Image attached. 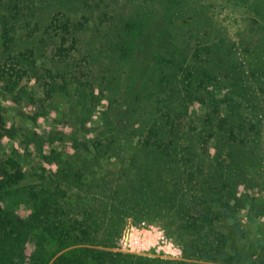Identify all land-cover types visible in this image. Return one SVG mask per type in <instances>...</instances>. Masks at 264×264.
I'll list each match as a JSON object with an SVG mask.
<instances>
[{"label": "trees", "instance_id": "obj_1", "mask_svg": "<svg viewBox=\"0 0 264 264\" xmlns=\"http://www.w3.org/2000/svg\"><path fill=\"white\" fill-rule=\"evenodd\" d=\"M146 1L0 0V264H264V35ZM154 218L183 259L111 250Z\"/></svg>", "mask_w": 264, "mask_h": 264}, {"label": "rangeland", "instance_id": "obj_2", "mask_svg": "<svg viewBox=\"0 0 264 264\" xmlns=\"http://www.w3.org/2000/svg\"><path fill=\"white\" fill-rule=\"evenodd\" d=\"M144 1V0H139ZM175 1V0H173ZM178 1V0H176ZM173 2L174 4L177 2ZM151 3L150 0L146 1ZM256 2H262L261 0H183L182 3H178V7L183 9L184 12L192 10L195 12L197 9H202L203 15H206L210 20L212 26L215 29H219L229 36L235 44V50L238 55L245 52V49L240 44L241 41L246 42L249 40L246 34L249 30H253L255 36L264 35V26L262 29V21H260L253 13V7ZM55 3V2H54ZM53 3V4H54ZM202 4V5H201ZM154 8H164L170 6L169 2H158L152 4ZM151 5V6H152ZM54 5H50L49 9L44 11H49L50 13L55 11L52 8ZM45 8V7H44ZM43 13V12H42ZM49 13V14H50ZM48 15L44 14V19ZM264 23V22H263ZM252 32V31H251ZM251 34V33H250ZM251 49V48H250ZM156 55H160L157 53ZM43 66H46V62H42ZM2 91L0 89V99L2 98ZM225 94L223 91H218L217 95L222 97ZM260 104L264 108V91L260 94ZM50 103L49 105H51ZM23 105L28 112L34 113L29 109L28 102L23 101ZM19 106L15 105L14 109H18ZM193 108V107H192ZM225 109V107H223ZM54 115H46L39 119L37 125L32 123L28 125L31 129H34L38 133L45 134V130H48L55 125ZM56 118V117H55ZM98 113H91L86 118V124L96 125L98 122ZM264 120V116H263ZM27 126V127H28ZM26 127V128H27ZM20 132H24L26 129L24 125H19ZM46 132V133H47ZM83 139V137H81ZM84 140V139H83ZM33 142V141H32ZM39 144V143H34ZM37 145H31L28 147L27 153L22 152L21 160L23 166L28 173L32 167L39 166L42 164V159L40 154L46 153L48 149V144L40 143ZM59 146L66 148L65 143H60ZM43 147V148H41ZM41 151V152H40ZM24 153V154H23ZM29 175V174H28ZM34 182H37L36 178H33ZM264 179V178H263ZM251 196L257 199V201H264V181L260 183L259 188L256 190H251ZM264 223V218L260 220ZM33 240V239H32ZM114 251H121L124 253L135 254L140 256L152 257V258H162V259H172L180 260L183 259V254L181 249L177 246L173 239L169 238L164 230L163 224L158 219H142L135 221L129 219L123 229L121 244L117 248H111Z\"/></svg>", "mask_w": 264, "mask_h": 264}]
</instances>
